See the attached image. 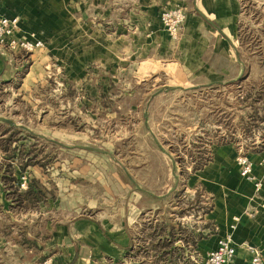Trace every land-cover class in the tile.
<instances>
[{"label":"rangeland","instance_id":"1","mask_svg":"<svg viewBox=\"0 0 264 264\" xmlns=\"http://www.w3.org/2000/svg\"><path fill=\"white\" fill-rule=\"evenodd\" d=\"M239 2L232 81L197 85L172 75L175 70L168 65L143 78L126 74L118 82L115 70L112 77L93 65L73 86L61 83L53 67L37 84L22 86V75L0 82V116L27 128L16 135L24 140L12 147L20 146L24 160L31 154L34 164L24 170L29 186L36 180L47 190L39 213L32 216L20 207L6 212L0 202V236L19 235L28 218L44 214L50 203L95 217L127 206L142 190L163 197H154L156 207L135 217L133 251L141 261L149 260L142 252L149 247L147 238H154L153 229L158 234L170 223L186 232L201 225L197 216L207 204L184 182L208 159L209 146L233 142L237 156L264 140V0ZM175 4L186 18L185 8ZM253 113L254 119L247 116ZM5 129L10 128L0 123V137ZM21 157L11 162L15 173L21 171ZM174 191L175 199H165ZM48 235L49 227L44 238Z\"/></svg>","mask_w":264,"mask_h":264},{"label":"crops","instance_id":"2","mask_svg":"<svg viewBox=\"0 0 264 264\" xmlns=\"http://www.w3.org/2000/svg\"><path fill=\"white\" fill-rule=\"evenodd\" d=\"M173 2L181 4L186 14L176 42L159 20L163 7ZM239 10V0H0L1 14L20 18L18 37L44 42L32 52L0 47V82L22 75V86L37 84L42 82L45 69L53 67L61 83L73 86L93 65L112 77L115 70L116 80L121 82L126 74L143 78L171 65L175 70L172 75L183 76L186 82L226 83L236 77L233 40ZM114 81L111 79V84ZM89 94L87 97L93 98ZM3 122L27 131L12 120ZM247 156L253 163L254 179L262 181L258 192L253 181L239 174L235 144L230 141L212 143L208 159L185 179V189L199 201L204 199L207 206L197 216L201 225L191 226L189 238L175 242L181 248L177 264L186 259L190 261L187 264H204L208 251L227 235L236 247L234 264H250L246 245L261 250L264 264V140L248 147ZM7 191L0 173V202L4 211L15 213ZM142 191L127 206L95 217L77 214L73 206L50 203L44 214L28 218L19 235L0 236V264H41L47 254L57 264H153L155 253L161 250L152 244L160 238H147L149 247L142 254L149 260L141 261V254L133 251L135 217L163 196ZM42 204L21 213L38 214ZM48 227L49 235L44 238V228Z\"/></svg>","mask_w":264,"mask_h":264},{"label":"built area","instance_id":"3","mask_svg":"<svg viewBox=\"0 0 264 264\" xmlns=\"http://www.w3.org/2000/svg\"><path fill=\"white\" fill-rule=\"evenodd\" d=\"M159 20L163 29L168 34L171 41L176 42L180 38L181 30L185 21V15L182 7L178 4L165 7L161 10ZM20 18L8 17L0 13V47L7 48L11 51L21 50L24 52H32L35 49L44 46V42L32 37H18L21 32ZM241 177L253 181L254 190H261L262 181L254 179L252 175L253 163L247 154L241 152L235 157ZM30 176L27 171H20L16 185L20 190H26L29 187ZM261 207L264 208V196L262 198ZM247 250L251 254L250 264H262V253L255 246L246 245ZM236 255V247L230 238V235L218 239L214 249L206 254L204 264H234ZM41 264H57L53 259L47 258Z\"/></svg>","mask_w":264,"mask_h":264},{"label":"trees","instance_id":"4","mask_svg":"<svg viewBox=\"0 0 264 264\" xmlns=\"http://www.w3.org/2000/svg\"><path fill=\"white\" fill-rule=\"evenodd\" d=\"M254 114H247V116L254 119ZM3 123L5 126H7L10 129H5L3 134L0 137V151L4 153L3 156V167H0V173H1V181L7 188V196L11 200V206L12 209H18L19 210H25L29 209L31 205L36 204L38 202L43 201L46 198V188L43 185H38V183L35 181H31L30 186L27 190L20 192L19 188L16 186L15 182L17 180V177L15 175L13 164L11 163L14 159H18V157L22 155L21 159L23 158V152L20 149L19 145H16L12 147L14 142H17L18 140L24 138H19L16 136L17 134H21L22 132H26L21 129H17L11 126L6 125V123ZM18 152H20L18 154ZM29 159L30 160H21L18 164L19 169L21 171L26 170V168L34 164L31 161V154L29 153ZM25 157V156H24ZM201 166V164H198L195 168H198ZM194 168V169H195ZM177 194L174 192H171L165 199L171 200L172 198L175 199ZM15 210V211H16ZM159 233L155 234V229H153L152 233L154 234V237L160 238L157 243L152 244L153 247L159 248L161 250L160 254L156 252L157 258L153 260V264H162V262H165L166 264H177L180 254L178 251L181 249L180 247L175 245V242L183 237H188L191 235V232H184L182 231L181 227L177 228L175 224L168 223L167 225L164 224L159 229ZM158 232V231H157ZM184 233V234H183ZM189 260V259H188ZM183 260L182 264H187L188 261Z\"/></svg>","mask_w":264,"mask_h":264},{"label":"water","instance_id":"5","mask_svg":"<svg viewBox=\"0 0 264 264\" xmlns=\"http://www.w3.org/2000/svg\"><path fill=\"white\" fill-rule=\"evenodd\" d=\"M0 121L11 122V120H9L8 118L2 117V116H0ZM87 148H91V147H87ZM91 149L98 150V149H95V148H91Z\"/></svg>","mask_w":264,"mask_h":264}]
</instances>
